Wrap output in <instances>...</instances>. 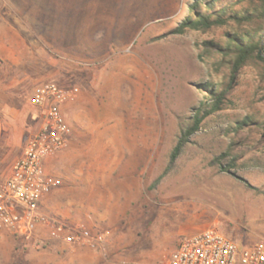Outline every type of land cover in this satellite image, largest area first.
I'll return each instance as SVG.
<instances>
[{
    "label": "rangeland",
    "instance_id": "1",
    "mask_svg": "<svg viewBox=\"0 0 264 264\" xmlns=\"http://www.w3.org/2000/svg\"><path fill=\"white\" fill-rule=\"evenodd\" d=\"M196 2L0 0V37L26 49L28 91L52 81L87 93L79 140L46 162L61 185L45 204L103 242L51 253L76 264H157L183 238L182 227L216 228L240 251L264 241V128H240L247 116L264 122L260 61L242 69L224 109L205 120L155 184L183 124L209 100L203 86L217 90L230 80L227 58L207 43L226 46L239 31L264 38L260 22L168 35ZM228 151L222 166L234 162L230 172L211 164ZM108 160L118 162L107 168ZM48 253L12 234L0 240V264H36V255Z\"/></svg>",
    "mask_w": 264,
    "mask_h": 264
},
{
    "label": "built area",
    "instance_id": "2",
    "mask_svg": "<svg viewBox=\"0 0 264 264\" xmlns=\"http://www.w3.org/2000/svg\"><path fill=\"white\" fill-rule=\"evenodd\" d=\"M80 94L77 86L44 82L34 87L29 104L41 109L42 124L14 163L9 177L0 184V240L6 234L23 237L38 249L53 241L69 246H99L103 236L93 237L85 225L76 228L63 218L44 211L47 195L61 181L46 171V162L69 145L72 129L63 107ZM157 264H264V241L243 251L216 228L183 237L168 258Z\"/></svg>",
    "mask_w": 264,
    "mask_h": 264
},
{
    "label": "trees",
    "instance_id": "3",
    "mask_svg": "<svg viewBox=\"0 0 264 264\" xmlns=\"http://www.w3.org/2000/svg\"><path fill=\"white\" fill-rule=\"evenodd\" d=\"M202 6L203 8H201ZM256 22L261 23L260 31H264V0H199L190 6L188 16L184 17L168 35H183L188 31L211 30L224 27L230 23L244 25ZM261 37L258 35L256 38L255 35L239 31L231 35L226 46L207 43L216 48L217 53L227 58V63L231 65L230 80L225 88L217 90L203 86L205 87L203 90L207 89L209 100L197 108L189 122L183 124L181 135L170 153L168 165L155 184H158L173 170L177 160L190 143L191 137L202 128L205 120L224 109L242 69L255 60L264 64V45L261 47ZM253 123H258L260 128H264V122H258L252 116H247L240 124V128ZM230 154L229 151L224 152L216 157L211 164H219L222 171L230 172L235 167L234 162L222 166L223 160Z\"/></svg>",
    "mask_w": 264,
    "mask_h": 264
},
{
    "label": "crops",
    "instance_id": "4",
    "mask_svg": "<svg viewBox=\"0 0 264 264\" xmlns=\"http://www.w3.org/2000/svg\"><path fill=\"white\" fill-rule=\"evenodd\" d=\"M2 37L3 38L0 37L3 43V45L0 46V184L9 177L14 163L23 154V152L20 153L21 150L24 151L30 138L38 131V129L36 130L37 124L42 123V111L29 104V97L35 86L44 83L40 82L28 91V77L26 68H24L27 60L26 49L23 48L20 43L16 46L14 40H7L6 37ZM82 88L83 86L80 88L78 98L74 102L66 104L62 109L65 119L72 129V135L67 148L68 150L72 148L75 141L79 140L80 131L78 132L76 124L78 121L83 120L81 116L85 108L84 104L87 102V93L85 89ZM28 106L34 108L36 113L30 116L27 111ZM62 151L64 152V150ZM62 151L53 157L54 161L59 158ZM117 162V160H108L106 161V167H112L113 163ZM98 163L100 166L103 165L102 160ZM118 165L119 164H116V166ZM130 166L132 167V164ZM130 171L131 176L135 178L137 166H135V169L131 168ZM51 195L52 192L44 199V211L47 210L45 203ZM198 231L197 229L182 227L178 232V236L179 238L191 236L197 234ZM178 243L179 241L176 243L174 250L177 248ZM65 246L69 245L63 242L53 241L50 247L47 248L49 253L36 255L35 263L76 264V260L72 256L51 253L59 249H67Z\"/></svg>",
    "mask_w": 264,
    "mask_h": 264
},
{
    "label": "water",
    "instance_id": "5",
    "mask_svg": "<svg viewBox=\"0 0 264 264\" xmlns=\"http://www.w3.org/2000/svg\"><path fill=\"white\" fill-rule=\"evenodd\" d=\"M263 45H264V38H263V41H262V46L261 47H263ZM261 54L263 55V53L261 52Z\"/></svg>",
    "mask_w": 264,
    "mask_h": 264
}]
</instances>
